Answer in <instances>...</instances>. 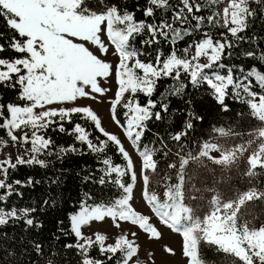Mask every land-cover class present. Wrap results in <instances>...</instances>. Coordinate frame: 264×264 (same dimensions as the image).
<instances>
[{
	"label": "snow or ice",
	"instance_id": "snow-or-ice-1",
	"mask_svg": "<svg viewBox=\"0 0 264 264\" xmlns=\"http://www.w3.org/2000/svg\"><path fill=\"white\" fill-rule=\"evenodd\" d=\"M84 3L85 0H0V20L10 33L7 47L0 43V53L10 50L21 54L0 58V86L13 90L18 87V99L26 102L24 106L0 104V120L3 121L0 128L6 129L13 145L20 143L23 147L30 144V148L25 147L24 155L17 156L14 163L11 157L0 160V175H3L0 189L7 190L6 194L0 195V202H6L13 194V184L7 183L9 169L15 170L21 165L45 168L50 161L41 159V156H55L62 160L68 153H81V149L74 145L52 150L53 141L45 133L53 125H57L53 130L73 136L76 142L86 145L93 154L105 153L109 142L112 145L114 141L118 142L115 135L105 131L89 107H52L74 102L78 98L94 99L93 93L104 95L109 89L101 87L99 79L107 80L114 75L116 89L114 99H110L112 119L123 129L129 141L142 139L147 130L146 122L153 118L156 121L162 119L161 113L167 112L169 104L161 101L167 98V94L179 96L183 93L185 79L193 88L206 84L216 103H223L229 88L239 96L248 78H254L257 85L264 89V74L255 66L237 81L233 68L222 63L225 54L231 57V49L248 39L240 33L247 30L248 18L256 15L249 5L262 4L264 0H204L203 3L199 0H179L178 4H172L170 0H146L142 9L136 6V11H142L145 17L139 21L135 19V12L121 9L115 3H105L100 11L85 7ZM209 5L217 7L206 17L208 27L226 31L220 32L219 38H214L211 31L204 30L200 39H194L177 50L174 46L185 37L193 36V29L196 33L201 32L205 17L197 13ZM220 5H224L222 10ZM157 10L163 13L159 20L156 19ZM147 18H151V22ZM192 21H195L194 25ZM141 36L144 39L139 41L140 48H137L133 41ZM3 37L4 32H0V39ZM161 38L173 47L167 56L157 49L153 60L151 53L144 49L159 44ZM86 44L96 47L101 55H107L109 46L113 47L118 63L113 66L105 62ZM141 56H148L149 59L142 60ZM246 56L251 58L254 53L248 52ZM261 58L264 59V55ZM226 67L227 74H222L220 70ZM168 78L178 86L171 88L170 93L161 94L160 101L153 100L158 81ZM140 94L147 98L143 105L138 99ZM158 104L161 110L154 111ZM118 106L124 109V124H120L116 117ZM5 107L7 116L4 114ZM75 114L92 122L106 140L97 138L98 142L94 143L91 133L80 123H75L70 130L66 129L65 122L71 124ZM194 115V112H188L189 117ZM17 131L23 134L17 136ZM5 144L6 141L0 140V145ZM110 163L108 156L103 157L98 161V171L102 172ZM88 179V176L84 177L85 181ZM58 181L59 177H56L52 183ZM13 183L22 185L20 180ZM33 183L29 177L28 184ZM44 203L47 205L48 201ZM83 206L84 202H81ZM19 211L18 216L16 207L10 210L0 207V226L7 225L10 219L29 217L37 209L25 207ZM77 219L83 222L82 212L79 216H69L70 232L74 230ZM25 224L32 227L34 219L27 218ZM36 226L42 227V224L37 223Z\"/></svg>",
	"mask_w": 264,
	"mask_h": 264
},
{
	"label": "trees",
	"instance_id": "trees-1",
	"mask_svg": "<svg viewBox=\"0 0 264 264\" xmlns=\"http://www.w3.org/2000/svg\"><path fill=\"white\" fill-rule=\"evenodd\" d=\"M145 2L146 0H85L84 6L100 11L105 3H115L121 9L126 8L130 12H135V19L139 21L145 17L142 11H136V6L139 5L142 9ZM199 2L203 3L204 0ZM170 3L178 4L179 0H170ZM223 6L220 5V9ZM216 7L209 5L204 11L197 13L205 17L204 27L200 33H196L193 29V36L185 37L174 46L177 50L183 49L194 39H200L204 30L211 31L214 38H219V33L226 31L209 28L207 25L206 17L210 12L215 11ZM249 7L256 15L248 18L247 30L240 33L248 39L239 42L238 47L231 49V57L225 54L222 59V63L233 68L234 79L237 81L245 77L253 66L264 74V59L261 58L264 55V3H251ZM162 14L157 10L156 19L159 20ZM168 15L170 16L171 13L169 12ZM147 19L151 22V18ZM192 24L194 25L195 21H192ZM0 32H4L0 43H4L7 47L6 41L10 33L2 20H0ZM142 39L143 36L138 37L133 41V45L140 48L139 41ZM172 47L161 38L159 44H154L144 51L151 53V59L154 60L157 49L167 56ZM248 52L254 53V56L247 57ZM19 55L21 54L6 50L0 53V58H13ZM140 58L149 59L148 56ZM220 71L222 74H227V67ZM184 82L186 88L183 93L179 96L167 94V98L161 101L169 104L167 112L161 113L162 119L156 121L153 118L146 122L147 130L143 133L142 139L131 141L136 153L147 154L151 164L167 165L169 171L162 176L159 185L170 197L168 201L173 203L183 192L182 184L188 167H204L203 169L209 174L212 165H220L205 155L204 146L217 144L221 139L236 138L242 141L236 146L227 148L224 153L226 158L222 162L224 167L236 163L242 153L246 152H243L245 144L246 146L259 144L260 146L247 153L245 160L254 170H264V140L261 135L264 121L250 104L251 97L258 95L261 97L264 109V89L257 85L254 78H248L244 81L239 96L234 95L229 88L223 103H216L206 84L193 88L186 79ZM177 86L170 78L159 80L152 99L160 101L161 94L170 93L171 88ZM18 92V87L13 90L0 86V104L6 106L8 103H13L24 106L26 102L18 99ZM138 99L142 105L147 101L142 94ZM160 110L158 104L154 111ZM189 111L194 112L195 115L189 117ZM123 112L124 109L118 106L115 114L120 124L125 122ZM4 114L7 116L6 107ZM0 123L3 121L0 120ZM75 123L82 124L91 133L90 138L94 143L98 142L97 138L106 140V137L95 129L94 124L81 119L80 114L73 115L72 123L65 122L64 126L70 130ZM55 127L57 125H53V128L45 133L46 137H50L53 141L52 150L74 145L81 149V153H68L62 160L55 156H41V159L50 161L45 168L38 165H21L15 170L9 169L7 183L13 184V194L8 196L6 202H0V207L10 210L14 206L18 216L21 208H36L37 211L30 213L29 217L21 216L19 220L10 219L7 225L0 226V264H120L126 255V250L123 248L100 249L98 242L94 240L79 246L74 231L70 232L69 216L82 209H115L125 198L126 190L131 184L127 161L115 142H113L115 146L109 142L105 153L97 155L89 152L86 145L76 142L73 136L53 130ZM22 134L20 131L16 132L17 136ZM0 140L6 141L5 145L12 143L6 129L0 128ZM25 147L30 148V144L23 146L24 149ZM105 156L110 158L111 163L99 172L98 161ZM251 162H255V165ZM262 174L258 175L261 176V179H258L259 184H264ZM85 176L89 177L87 181L84 180ZM29 177L34 182L31 185L28 184ZM56 177H59V181L53 184L52 180ZM0 179H3V175H0ZM169 179H173L171 183ZM16 180H20L23 186L14 184ZM236 182L239 183V180ZM6 191L0 189V195L6 194ZM45 200L48 201L47 205L44 203ZM81 202H84L83 208ZM27 218L34 219L32 227L25 224ZM37 223L42 224V227H37ZM262 233V247L258 248L247 242L242 243L246 247V261L235 260L232 264H264V230Z\"/></svg>",
	"mask_w": 264,
	"mask_h": 264
},
{
	"label": "rangeland",
	"instance_id": "rangeland-1",
	"mask_svg": "<svg viewBox=\"0 0 264 264\" xmlns=\"http://www.w3.org/2000/svg\"><path fill=\"white\" fill-rule=\"evenodd\" d=\"M103 39L107 44V38ZM86 46L105 62L113 66L118 63L113 47L109 46L107 55H101L96 47ZM98 82L109 89L104 95L93 93L94 99L78 98L52 107H89L105 131L118 138L114 142L127 161L131 184L115 209H82L75 213L78 216L83 213V222L77 219L73 230L77 244L94 240L100 249L123 248L126 255L120 264H232L235 260L246 261V247L242 243L262 247L264 184L258 183L261 179L258 175H264V170H254L245 160L247 153L260 145L247 144L248 148L245 144L243 152H246L228 167L222 164L225 151L242 141L221 139L214 147H207L205 154L216 156L212 160L220 165H212L209 174L204 167H188L183 192L173 203L159 185L169 171L167 165H153L147 154H137L123 129L112 119L110 99H114L116 89L114 75ZM252 97L251 107L258 108ZM259 117L264 121L261 108ZM261 131L264 140V129ZM21 155L24 148L19 143L0 147V160L11 157L14 163ZM151 204L157 206V212Z\"/></svg>",
	"mask_w": 264,
	"mask_h": 264
},
{
	"label": "crops",
	"instance_id": "crops-1",
	"mask_svg": "<svg viewBox=\"0 0 264 264\" xmlns=\"http://www.w3.org/2000/svg\"><path fill=\"white\" fill-rule=\"evenodd\" d=\"M254 97H255V98H254ZM254 97H252V100L256 99V102H258V108H257L256 106L254 107L253 105H252V108H253L254 111L257 112V114L259 115V108H261L262 110H264V109H263V102L261 101V97H260V96L255 95ZM251 102H252V101H251ZM214 145H215V144H214ZM214 145H213V144L205 145V146H204V153H206L205 150H206L207 147H212V146L214 147ZM205 155H206V154H205ZM206 156L209 157L210 159H216V158H217L216 156L213 157V156L208 155V154H207ZM222 158H223V156H222L220 159H222Z\"/></svg>",
	"mask_w": 264,
	"mask_h": 264
}]
</instances>
